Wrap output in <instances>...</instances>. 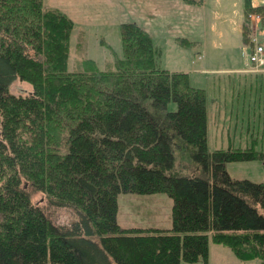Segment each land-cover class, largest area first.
Wrapping results in <instances>:
<instances>
[{
    "label": "trees",
    "instance_id": "obj_1",
    "mask_svg": "<svg viewBox=\"0 0 264 264\" xmlns=\"http://www.w3.org/2000/svg\"><path fill=\"white\" fill-rule=\"evenodd\" d=\"M250 13L264 22V9L243 0ZM71 28L41 0H0V264L205 262L208 236L264 264V179L225 170L264 152L255 142L207 150L203 90L187 73L160 68L136 23L119 24L122 56L104 69L83 57L66 70ZM16 79L30 92H9ZM176 152L199 171L178 172ZM119 193L167 194L170 227L121 228ZM43 206L69 208L73 218L54 223Z\"/></svg>",
    "mask_w": 264,
    "mask_h": 264
},
{
    "label": "rangeland",
    "instance_id": "obj_2",
    "mask_svg": "<svg viewBox=\"0 0 264 264\" xmlns=\"http://www.w3.org/2000/svg\"><path fill=\"white\" fill-rule=\"evenodd\" d=\"M250 2L264 7V0ZM41 6L72 21L67 71L74 70L83 57L92 59L99 69L113 68L114 59L122 56L119 24L136 23L158 50V66L187 73L189 85L203 90L207 150L246 148L255 142L253 149L264 152V73L237 71L239 66L247 71L241 25L253 14H243V0H201L195 5L182 0H41ZM8 90L25 95L30 85L16 79ZM167 108L174 110L175 104L169 102ZM175 158L178 172L199 171L185 153L176 152ZM225 170L231 178L260 182L264 179V160L226 162ZM40 197L32 196L33 201ZM116 203V221L121 227H170L172 200L165 193H119ZM43 207L54 223L67 224L73 218L69 208ZM179 264L260 262L257 258L240 260L208 236L205 262L180 260Z\"/></svg>",
    "mask_w": 264,
    "mask_h": 264
},
{
    "label": "built area",
    "instance_id": "obj_3",
    "mask_svg": "<svg viewBox=\"0 0 264 264\" xmlns=\"http://www.w3.org/2000/svg\"><path fill=\"white\" fill-rule=\"evenodd\" d=\"M245 21L247 33L243 47L246 51L247 71L256 74L264 73V41L261 36L264 35V22L258 14L248 16Z\"/></svg>",
    "mask_w": 264,
    "mask_h": 264
},
{
    "label": "crops",
    "instance_id": "obj_4",
    "mask_svg": "<svg viewBox=\"0 0 264 264\" xmlns=\"http://www.w3.org/2000/svg\"><path fill=\"white\" fill-rule=\"evenodd\" d=\"M252 6H255L254 3L251 4ZM264 9L263 6H260ZM263 41H264V37H263ZM242 45H243V42H242ZM243 47V46H242ZM241 61L239 62V65H240ZM240 68L237 69L238 72H247L249 73V71H246V69L244 70L241 66H239ZM225 69H220L219 71H223L224 72ZM119 225V224H118ZM120 226V225H119ZM121 227V226H120ZM121 228H125V227H121ZM127 228H130V227H127ZM135 228H144V227H135ZM156 228V227H155ZM261 264V263H260Z\"/></svg>",
    "mask_w": 264,
    "mask_h": 264
}]
</instances>
